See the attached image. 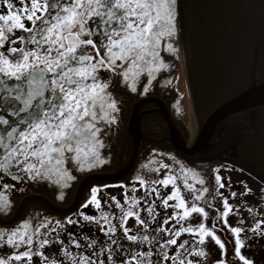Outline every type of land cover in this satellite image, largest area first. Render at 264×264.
Wrapping results in <instances>:
<instances>
[{
	"label": "snow or ice",
	"instance_id": "snow-or-ice-1",
	"mask_svg": "<svg viewBox=\"0 0 264 264\" xmlns=\"http://www.w3.org/2000/svg\"><path fill=\"white\" fill-rule=\"evenodd\" d=\"M4 6L7 12L0 14V101L3 102L0 107L11 105L14 109L12 115H27L20 117L12 125L0 116V125H8L10 128L0 135V172L11 175L13 179H19L17 174L20 172L28 174L31 179H43L55 173L66 184L72 177L62 168L65 160H75L82 167L100 163L99 149L104 147L101 133L117 120L115 114L119 112V108L116 99L108 91L110 81H103L99 71L105 69L116 72L117 69H123L119 73L123 82H130L131 91H136L141 74L146 73L148 77L155 79L159 70L167 68L160 52L177 51L173 43L177 36L176 0H20L18 8L11 0H4ZM25 19L31 23V28L25 26ZM16 30L29 35L13 39ZM94 36L102 38L100 46L92 39ZM17 41L24 46L19 49L12 47ZM117 61L120 63L117 64ZM125 65L128 67L125 68ZM20 125L24 127L21 128ZM66 153L73 155L67 157ZM161 167L168 168V165ZM13 169L16 174L12 172ZM156 171L159 172V169ZM216 180L219 182L221 178L217 176ZM176 181L177 177L168 173L164 178L150 181L152 185H171L173 188L170 194L162 198V203L174 208L176 212L165 219L158 229L172 238L160 244V248L176 246L179 236L188 233L199 237L196 241L198 245L205 243V236H211L224 250L225 244L215 235V226L209 228L201 223L196 227L181 226L176 229L173 225L172 229H164L163 225L170 220L176 219L180 223L192 213H200L205 218L208 216L204 207L195 203L188 206L189 200L184 198L185 192L181 188L194 194L190 197L192 201L203 199L197 193H206L208 189H196L193 184L188 183L186 174L182 185ZM197 182L201 185L205 183L203 179ZM139 183L145 186L144 179H139ZM219 186L224 185L220 183ZM9 187L5 184L2 186L3 191H0V210H7L10 206L6 195ZM98 191L93 190L89 203L99 210L102 205L96 195ZM151 191L159 198L156 187H152ZM125 197L127 207L116 201L121 213L118 222L125 239L150 245L156 239L154 236L130 235L131 229L126 225L129 218H135L139 225L147 229L149 221L141 218L140 211H146L150 218H155L154 207L141 209L140 201L128 197L127 193ZM173 200L176 203L169 204ZM224 207L226 211L221 215L226 217L232 211L227 200L224 201ZM81 215L84 220L97 224L103 221L101 231L112 244H116L112 240L116 225L111 221L117 217L103 211L99 218ZM49 223L45 221L31 232L29 222H24L10 232H0V244H7L15 250L10 256L0 257V264H12V261L31 264L36 255L48 260L41 249L50 241L39 237L47 235L40 232V227L47 228ZM68 223L74 221L69 220ZM259 226L258 223L253 231ZM230 231L239 237L242 229L236 227L230 228ZM34 237L37 245L35 251ZM72 244L76 248L82 247L75 239ZM237 244L239 247L234 249L236 255L243 264H252L240 254L243 242L237 239ZM95 246V240L87 245L89 249ZM21 247L25 248L23 252L19 251ZM181 249L184 253L179 251ZM61 254L64 260L52 259L49 264H65V260L68 264H105L100 259L105 254L110 264L112 261L110 246H101L87 255L83 252L74 254L69 249L62 248ZM159 254L161 262L171 260L172 264H193L187 257L206 255L203 250L190 246L188 241L179 244L178 251L173 256H169L167 251ZM152 255V251H138L124 260L123 264H153ZM220 264L225 262L222 260Z\"/></svg>",
	"mask_w": 264,
	"mask_h": 264
},
{
	"label": "water",
	"instance_id": "water-1",
	"mask_svg": "<svg viewBox=\"0 0 264 264\" xmlns=\"http://www.w3.org/2000/svg\"><path fill=\"white\" fill-rule=\"evenodd\" d=\"M176 11L198 134L189 146L185 139L172 140L167 129L159 141L149 130L143 135L134 131L135 145L144 137L184 162L231 166L264 186V0H180ZM160 108L172 124L167 107ZM137 153L125 166L118 163L117 171L87 175L81 190L90 184H121L131 175ZM51 208L61 213L59 206Z\"/></svg>",
	"mask_w": 264,
	"mask_h": 264
},
{
	"label": "rangeland",
	"instance_id": "rangeland-1",
	"mask_svg": "<svg viewBox=\"0 0 264 264\" xmlns=\"http://www.w3.org/2000/svg\"><path fill=\"white\" fill-rule=\"evenodd\" d=\"M184 17H187L186 13ZM180 48L183 49V47ZM160 54L163 55V62L168 65V67L165 68V77L168 81L167 86L176 90L175 94L182 99L181 104L183 106V122H185L186 120L188 121L192 112L188 96V79L186 76L184 77L183 74L186 73L184 63L180 61L178 67L175 65V52H168L162 50ZM165 94L168 96L166 98L172 100L173 102L174 97L172 96V94L168 92H165ZM147 95L153 96V91L149 92ZM152 108L153 107H150V109ZM141 109L144 113V108L142 107ZM151 112H154V110H151ZM128 115L129 112L127 113V118ZM153 117L154 116H150L148 120L153 119ZM111 132L112 126L105 127L104 131L101 133V136L103 135V133H105L102 136L104 147L99 149V159L101 161L100 165L103 169L102 171H105L104 167H107L106 164H104V158L105 155L110 151ZM148 143L150 146H160L159 143ZM114 159L115 163L118 164L119 157L116 155ZM65 161L67 162L65 165L63 164L64 166L62 168L72 178L68 180L65 184L63 179L59 177L58 182H54V186L55 188L57 186L59 190L63 192V196L68 197L72 190V184L70 186V183H73L75 179L78 178L77 176L81 175L82 177L84 173H86L85 175L95 174L97 173V171L92 170L83 172L84 168L75 160L66 159ZM214 166L217 167L213 169L212 174H214L215 179L217 176L221 178L219 182L217 181V194L219 196L218 198L221 201L220 212L222 214L224 211H226L224 207L225 200H227V204L232 209V211L228 212L226 217H223L222 215L219 216L220 220L219 218H216V211H211L210 216L215 219L214 223H212L211 220H208V217H203L200 213H192L187 219L180 221V223H177L176 219H172L167 224H164L163 227L167 230L172 229L173 225H175V228L179 229L181 226L196 227L201 223H204L209 228H213V226H215V235L218 236L222 242H224L225 248H227V252L225 251V249L222 250L211 236H205V243L203 245H198L196 244V241L199 237L188 233H182L179 236V238L177 239L176 246H169L167 249H161L160 244H162L167 239H171L172 237L166 235L164 231L158 230L160 228V223H158V225L154 227L153 221L158 222V216H165L167 218L172 217L176 212L174 208L166 207L162 203V198L170 194L173 191V188L171 185H169L168 187H163L162 185H152L150 182H147L145 183V186H142L140 184H134L132 186L133 188L130 190V193H128L127 196L134 197L136 200L140 201L139 207H141V209L142 207L146 209L150 206H153L156 212V216L155 218H150L147 212L142 210L140 211V216L142 219L149 221L148 228L145 229L142 225H139L135 218H129L126 226L131 229V232L129 233L130 235L154 236L156 239L150 245L141 244L125 239L118 222V217L121 213L120 209L116 206V201H119L121 205L127 207V205H125L126 193H123V188L104 189L96 193L97 198L101 202L102 208L96 211L95 209H93L95 208V206L92 203H88L87 208L85 209V215L99 218L101 216V212L103 211L110 213L114 217H117L112 219L111 221L112 224L116 225L115 235L112 236V240H115L116 244H112L111 240H109V238L105 236L104 232L101 231V225L103 224V221L101 222V224H97L95 222L85 220V222H83L82 224L80 223V225L82 226L81 229L78 225L79 221H77V217H75L71 218V221H74V223H68L66 220H63V224L60 223L56 226L54 241H50L48 245L41 249V251H43L44 253V256L48 257V260H43L42 258L40 259L42 260V262H50L52 259L63 260L65 258L61 254L62 248H67L74 254H77L78 251L75 247L70 249V247H72V244H70L69 242L70 239H78V241L79 239H81L79 238L80 235L76 234L77 229H75L74 227V224H77L78 228H80V230L82 231V234L85 233L87 235L84 236V240L81 241L82 247H86L85 255H87L89 252L97 251L101 246H110L112 248L111 264H123L124 260L128 259L131 254L138 251H152L153 255L151 257V260L153 264H172L171 260L161 262V256L159 253L167 251L169 256H173L177 253L179 244L183 243L184 241H188L190 246H193L198 250H203L206 253V255L204 256L193 255L187 257V259L193 261V264H220L222 260L225 262V264H243V261H241L238 255H236V253L234 252V249L239 247V245L237 244V239L242 241L244 245L242 248H240V254H242L246 259L251 261L252 264H264V186L258 183L256 180L250 178L248 175L242 174L237 170L226 168V166L221 167V165H213L212 167ZM184 168L187 170H191L185 164ZM196 176V181L191 178H188V183L193 184L196 189H202L203 185L199 184L197 181L198 179L205 180V178L204 176L203 178H200L199 174H196ZM157 179H160V177H157ZM220 183H223L224 186L220 187ZM152 187H156L158 189L159 198L157 197L155 192L151 191ZM133 189L136 190L133 191ZM39 191L45 192V189ZM181 191L185 192L184 198L186 200H189V207H191L193 203L199 204L201 202V200H190V197H192L194 194L191 192H187L186 189H184L183 187L181 188ZM233 193H235L234 196L232 195ZM113 198H115V200H113ZM175 203L176 201L174 200L169 201V204ZM210 204L213 205V202H211ZM249 209H251V211H249ZM222 223H224V226H222ZM258 223L260 225L259 228L253 231V229L256 228V225ZM236 227L242 229L241 233L239 234V237H237L234 233L230 231V228ZM219 229L224 230V236L221 231H217ZM91 240L96 241V246L94 248L89 249L87 245ZM60 241H62L63 243L61 244ZM66 243L68 244L67 247L65 246ZM36 247L37 245L34 241V251L36 250ZM179 251L181 253H184L183 249ZM100 259H103L105 261V264H110L107 259V254L101 256Z\"/></svg>",
	"mask_w": 264,
	"mask_h": 264
},
{
	"label": "flooded vegetation",
	"instance_id": "flooded-vegetation-1",
	"mask_svg": "<svg viewBox=\"0 0 264 264\" xmlns=\"http://www.w3.org/2000/svg\"><path fill=\"white\" fill-rule=\"evenodd\" d=\"M11 2L17 8L20 7V0H11ZM6 12H7V8L4 6V0H0V14ZM23 23L25 24L26 27L29 28L32 27L31 23L26 19L23 21ZM28 35L29 33L23 32L21 30H16L15 36H13L12 38L15 39L16 37L19 36L27 37ZM87 38L88 37H85V39ZM92 39L97 41V45L100 46V40L102 39L101 37L94 36L92 37ZM11 46L19 49L24 45L20 41H17L15 44H12ZM7 47L8 45L6 44L5 48ZM29 47H34V46H29ZM89 50H91L90 46H89ZM91 51H93L94 54V50ZM103 54H104L103 51H101V55ZM160 57L162 58L163 55L160 54ZM119 63L120 61H117V64ZM124 67L127 68L128 65H125ZM122 71L123 69H117L116 72L108 71L105 69H101L99 71V76L103 81H110V86L108 91L111 92L112 96L116 99L117 106L119 108V112L115 114L117 116L116 123L111 125L112 126V132L110 134L111 147H110V151L105 155L107 157L109 156L115 157L116 155L117 156L119 155L118 141L120 140L122 135L125 134V131L127 129L126 125L128 120L127 118L128 112L129 115L132 114L133 109L135 107L136 108L139 107L140 102H144L142 100H150L153 101L151 102V104L154 105L152 106L153 107L152 110H154L153 113L158 114L157 116L160 117L159 119L165 122L167 119L165 117L164 109L160 107L161 106L167 107V110H169L170 113L171 106L173 103L172 100L166 98L168 96L165 94V92L171 93L173 96V94L175 95V91H176L170 88L169 86L168 87L170 91L168 90L166 91L165 88L163 87L164 84L163 79H166L165 68L159 70L156 73L155 79H151L150 77L147 76L146 73L141 74L136 84V91H137L136 94H134L135 91L130 90V82L129 83L123 82V78L119 74ZM10 83H12V81H10ZM151 91H153L154 95L148 96L147 94ZM2 103L3 102L0 101V104ZM146 104L148 103L144 102V104L142 105V107L144 108V112L148 111L145 109ZM142 107H139L140 108L139 110L140 112L143 113L141 109ZM13 111L14 109L11 107V105H3V107H0V116H3L5 119H7L10 125L15 124V122L18 121L20 117L27 115L26 113H21L20 117H17L12 115ZM144 119H146L145 116ZM172 121L175 128L178 129L179 127L176 122V117L173 118ZM20 127L23 128L24 126L20 125ZM7 130H10L8 125H0V135L4 134L5 131ZM104 134L105 133H103V135ZM148 134L150 135V133ZM143 141H142L143 143H141V145L139 146L137 153L138 157L135 165L133 166L132 173L124 182L118 185L90 184L89 186H87V188L83 190H81L80 188L79 193L75 198H74V193L76 191V188L79 187L78 183L77 182L70 183V186L72 184V190L70 192L72 193V196H70L69 194L68 197L63 196L62 198L61 195L63 194V192H61L57 186L56 188L54 186V182L55 181L58 182L59 180V177L55 173H52L43 179L40 178L31 179L28 176V174L24 172H20L17 174L19 176V179H13L11 175L0 172V191H3L2 186L5 184L10 186L6 192V195L8 196V199L10 201V206L8 207L7 210H0V232H10L16 229L24 222H29L31 224V228L29 229V232H31L45 221H49L50 223L48 224L47 228L40 227V232L46 233L47 235L46 236L41 235L39 239L47 238L49 241H54V235L56 231H52V229L56 228V226L60 223L63 224V220H66L68 222L69 220H71V218L77 217V221H79L78 225L80 228L82 227L80 223L82 224L83 222H85V220L82 218L81 214L85 215L86 213L85 209L87 207H84V205L85 204L88 205L90 198L93 195L94 189H98L100 191L104 189L123 188L122 190L123 193L128 194L130 193V190L133 188L132 186L134 184H140L139 179H144L145 183L147 182L149 183L150 181L157 179V177H160V179L164 178L166 173L175 175L177 177L176 182L180 184H183L185 174L188 176V178H191L196 181L197 179L196 173H194L193 170L190 168V167H195L194 163H188L182 161L179 158L180 156L176 152L166 148V146H163L162 144L160 146H150L148 142H146L145 140ZM72 155H73L72 153H66L67 157H71ZM114 160L115 159H113L112 161L111 167L109 166L108 169L104 168V170L116 171L118 165L114 162ZM66 162L67 161L64 162V165L66 164ZM100 163L96 164L95 166L83 167L84 168L83 172L92 171V170L98 172L102 171L103 169ZM184 164L187 165L191 170L185 169ZM64 165H62V167ZM161 165H168V168H162ZM223 166L225 167L226 165H221V167ZM197 167L199 168L202 166H197ZM215 167L217 166L208 168L207 171L205 172L204 175L205 180L203 179L205 181V184L203 185V188L206 187L208 191L206 193L200 192L199 194L203 196V199H201V202L199 204L196 203L197 206L204 207L205 211L208 213L207 216L208 220H211L212 223H214L215 219H213L210 216L211 211L213 210L216 211L217 219L219 218V216H221V212H220L221 201L218 198L219 196L217 194L218 192L217 180L215 179L214 174H212L213 169ZM226 168H231L237 170L242 174H245L239 169L234 167L226 166ZM156 169H159V172H157ZM12 172L16 174L15 169H13ZM85 174L86 173H84L82 177L81 175L77 176L78 177L77 180H80L83 183ZM249 177L252 178L251 176ZM43 189H45V192L39 191ZM211 202H213V205L210 204ZM54 204L62 208L61 213H57L52 210L51 205ZM93 209L98 211V209L96 208ZM142 209L144 208L142 207ZM165 219H167V217L158 216V222L153 221L154 227H156L158 223H160L159 226H161L162 222ZM78 225L74 224V227L75 229H77L76 234L80 235L79 238L81 239H79V242L81 243V241L84 240V236L87 235L85 233L82 234V231L80 230V228H78ZM222 226H224V223H222ZM217 231L218 232L221 231V233H223L224 236L223 229L222 230L219 229ZM35 238L36 237L33 238L34 241L36 240ZM72 240L73 239L69 240L70 244H72ZM75 240L78 241V239ZM65 246L67 247L68 244L66 243ZM74 247L75 246L72 244V247H70V249ZM85 248L86 247L84 246L81 248H76V250L78 251L77 254L83 251H84L83 253L85 254ZM24 250H25L24 247H21L19 249L20 252H23ZM14 251L15 250L11 246L7 244H0V257L10 256L11 254L14 253ZM40 258L41 256L39 255L33 256L31 264H49V261L42 262ZM65 263L68 264V261L65 260ZM12 264H26V261H20V262L12 261Z\"/></svg>",
	"mask_w": 264,
	"mask_h": 264
},
{
	"label": "bare ground",
	"instance_id": "bare-ground-1",
	"mask_svg": "<svg viewBox=\"0 0 264 264\" xmlns=\"http://www.w3.org/2000/svg\"><path fill=\"white\" fill-rule=\"evenodd\" d=\"M180 0H176V7H178ZM176 26H177V36L175 38V40L173 41L174 43V47L177 49V51H175V56L174 58L176 59L175 65L178 67L179 66V62H185V58H184V53H183V49L180 47H183V43H182V36H181V28H180V20L178 18V13L176 11ZM184 77L186 76L185 73ZM164 80V84L163 87L165 88V90L170 91L169 87L167 86V80ZM131 90V89H130ZM137 91H135L134 94H136ZM174 100L171 106V111H170V115L173 118H175L174 115H177V120H178V127L179 130L181 131V133H183V135H179L177 132V129L175 128V126L173 125V123L171 124V121L166 120L165 122L161 119H159L160 117L157 116L156 113H147L148 117H145L146 119H144V114L142 112H140V108L139 107H135L133 109L132 114H130L128 116V120H127V129L125 131V134L122 135V137L120 138V140L118 141V148H119V164L121 165H126L134 156V154L136 153V151H138L139 146L141 145V143H143V139H145L144 137L141 138V142H139V144L135 145V137H134V131H137L139 133H141L142 135L147 133V130H149L151 133V136L156 138L158 141L164 138V134H166V129L168 130V136L170 138H172V140H174L175 142H183V140L185 139V141L187 142V144L189 146H191V144L193 143V141L195 140L197 134H198V122L196 119V116L194 114L193 108L191 106V116L190 119L185 122H183V106L181 104V100L180 98L175 94H173ZM153 102V101H150ZM149 102V104H146L145 109L150 111L152 109H150V107L154 106L153 104H151ZM160 103V102H159ZM189 103L191 105V101L189 99ZM146 114V112H145ZM156 115V116H154ZM147 116V115H146ZM150 116H154L153 119L148 120L147 118H149ZM144 119V120H143ZM139 122V124L137 123ZM138 124V128L136 127V125ZM177 131V132H176ZM133 137V138H132ZM178 138V140H177ZM143 141V142H142ZM182 160V157H179ZM114 157H107L105 156L104 160L106 163L107 167H104L105 169H108L109 166L111 167L112 161H113ZM179 159V160H180ZM180 160V161H181ZM183 161V160H182ZM181 161V162H182ZM115 162V161H114ZM124 165V166H125ZM194 173L199 174L200 178H203V176L205 175V172L207 171V169L209 168L208 166H202V167H197L195 165V167H190ZM120 169V168H119ZM113 170V169H112ZM118 170V169H117ZM116 170V171H117ZM85 177H87L85 175ZM74 182H77L79 187L76 188V191L74 193V198L78 195L79 190H80V184L81 181L75 179ZM73 182V183H74ZM70 196H72V193H70ZM61 197L63 198V194L61 195ZM60 198V199H62Z\"/></svg>",
	"mask_w": 264,
	"mask_h": 264
}]
</instances>
